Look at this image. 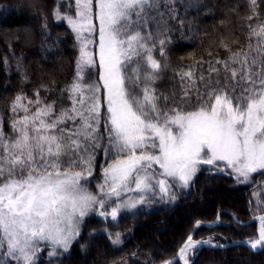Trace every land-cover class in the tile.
Instances as JSON below:
<instances>
[{
    "label": "snow or ice",
    "instance_id": "1",
    "mask_svg": "<svg viewBox=\"0 0 264 264\" xmlns=\"http://www.w3.org/2000/svg\"><path fill=\"white\" fill-rule=\"evenodd\" d=\"M161 4L175 11V0H74V16L55 10V19L66 21L79 42L76 75L67 87L71 107L56 114L52 104L41 106L39 99L25 104L26 97L17 95L11 110L23 115L12 120L13 134L0 127V248L6 249L5 257L36 264L39 242L51 247L50 257L67 253L85 217L95 214L116 221L121 210L150 202L149 194L175 201L174 185L189 187L201 165L218 172L230 168L241 183L264 170V21L249 25L247 51L231 52L224 44L230 55L216 62L241 85L239 95L234 87L230 94L209 82L207 99L198 93L193 110L162 108L153 87L162 65L148 30L149 22L159 26L151 13L163 20ZM249 6L248 19L259 20L257 0H249ZM97 35L98 41L93 38ZM169 42L159 40L161 56ZM93 44L95 53L90 51ZM97 64L98 79L86 82L87 70ZM210 72L219 70L213 67ZM192 77L190 71L181 73L182 80ZM32 104L37 105L35 111ZM105 105L107 147L100 132ZM102 147L105 155L115 150L116 158L103 168L104 183L96 194L85 183L93 172L96 149ZM132 191L139 197L125 200L122 193ZM256 219L258 236L243 244L258 252L264 251V215ZM200 224L197 221L196 227ZM109 239L113 246L123 243L120 233L115 239L109 234ZM203 244L212 241L189 235L178 252L183 264H190L189 253ZM164 264H174V259Z\"/></svg>",
    "mask_w": 264,
    "mask_h": 264
},
{
    "label": "trees",
    "instance_id": "2",
    "mask_svg": "<svg viewBox=\"0 0 264 264\" xmlns=\"http://www.w3.org/2000/svg\"><path fill=\"white\" fill-rule=\"evenodd\" d=\"M257 2L259 20L254 16L248 19L252 16L249 0H175V11L171 13L161 4L163 20L151 13L159 21V26L149 22L148 30L153 32L149 43L156 45L154 56L162 65L153 85L161 96L162 108L193 110L199 103L198 93L207 99L205 85L209 82L217 90L225 89L231 94L234 87L235 94H240L241 85L224 70L223 64L216 62L227 60L230 55L224 44L231 52L248 50L249 25L264 21V0ZM57 7L62 14L75 15L74 0H0V127L8 135L13 134L12 120L23 115L22 111L11 110L17 95L26 97L25 104L37 99L41 106L52 104L56 114L71 107L67 87L76 75L79 42L66 21L55 19ZM93 38L97 40V36ZM160 39L170 40L164 46V56L159 52ZM90 51L96 52L95 44ZM213 67L219 70L218 74L210 72ZM188 71L193 73L192 79L182 80L181 73ZM98 72V64L87 70L86 82L97 80ZM163 97L168 100L165 102ZM29 107L35 111L37 105ZM105 120L106 105L101 109L100 121V132L105 137L103 147L108 146ZM103 147L96 149L93 174L86 185L94 187L103 175ZM110 155L116 154L112 151ZM176 197L172 205L163 206L156 200L158 205L150 208L143 205L134 211L120 212L116 221L90 214L81 223L80 235L67 253L49 257L50 248L46 245L37 255L36 264H160L175 256L192 232L195 240L220 243L254 238L257 224L251 219L264 213V204L260 203L264 201V172L259 173L257 182L239 187L228 174H198L186 191L178 190ZM218 218L217 224H206ZM197 221L201 222L199 227ZM166 224L170 228L165 230ZM152 229L153 236L148 234ZM116 233L123 241L119 246H113L109 239V234L115 239ZM3 254L0 264H18ZM191 264H264V251H250L239 243L207 245L198 250Z\"/></svg>",
    "mask_w": 264,
    "mask_h": 264
},
{
    "label": "rangeland",
    "instance_id": "3",
    "mask_svg": "<svg viewBox=\"0 0 264 264\" xmlns=\"http://www.w3.org/2000/svg\"><path fill=\"white\" fill-rule=\"evenodd\" d=\"M97 25H98V21H97ZM97 41H98V35H97ZM97 51H98V48H97V45H96V52H97ZM97 59H98V55H97ZM105 143H108L107 140L105 141ZM106 147H107V146H106ZM113 153L116 154L115 150H113ZM101 154H102V153H101ZM108 158H109L110 160H109V162L107 163V159H108ZM115 158H116V155H115V156H114V155H105V152L103 151V154H102V157H101V165H102V169H101V170H102V173H100V174H103V175L101 176V179H100V180L96 181V182L93 184L94 187H92V186L90 185V183H88V184L90 185V187H89L88 184H87V185L85 184V187H86L90 192H93V193L99 194V192H98V186L104 183V173H103V168H104V167H107V166L112 162V160L115 159ZM219 166H220L221 168H224V165H223L222 162L220 163ZM154 170L157 171V172H159V171H160L159 166H158V165H154ZM262 172H264V170H259L258 172L251 174V177H250L249 181L241 183V182H238V181H237L235 175L232 174V170H231L230 168H224L223 171H220V173H222V174H228V175L233 176L234 181H235V185H236L237 187H239V186H245V185H252L253 183H255V182H257V181L259 180V173H262ZM216 173H218V171H216L214 168H212V169L210 170V166H208V165H201V166H200V169L197 171L196 175L193 177V180H194V178H195L198 174H216ZM92 174H93V172H92ZM89 178H90V176L88 177L87 181L89 180ZM241 179H242V178H241ZM193 180H192V181H193ZM192 181H191V182H192ZM191 182H190V183H191ZM82 183H84V182L82 181ZM170 183H171V181H170ZM131 187L134 188L135 186H134V185H131ZM187 189H188V187H187V188H182V187H179V186H175V185H174L172 191H174L175 194H177L178 190H184V191H186ZM122 196H123V198H124L125 200H127V199H129V198L137 199V198L139 197V193L136 192V191H132V192H127V193H122ZM115 199H116V198H113L114 201H115ZM148 200H149L150 202L143 204L144 206H146L145 208H150L151 206H153V205L155 204V201H156V200H157L158 202H160V204L163 205V206H166V205H167V206H168V205H172V204L174 203V201H170V200H168L167 197H165L164 199H161L159 195H155V196H153V195H151V194L148 195ZM158 202H156L157 205H158ZM156 204H155V205H156ZM143 205H137L136 208H132V209H123V210H121V212H124V211H128V212H129V211H134V210H137L140 206H143ZM114 206H115V203L110 204L109 207L107 208V211L110 212L111 207H114ZM97 216H98V215H97ZM98 217H100V216H98ZM100 218H103V217H100ZM108 218L111 219V217H108ZM104 219H105V218H104ZM218 222H219V218L216 219V220H214V221H208V222H206V224H207L208 226H211V225L217 224ZM256 224H257V225H256V228H257V232H258V228H259V221H258V220H256ZM167 225H168V224L164 225L165 230H166V228H167V229L170 228V224H169L168 226H167ZM154 228H155V227H154ZM165 230H164V232L167 233V231H165ZM148 234L153 236V235L155 234V232H154L153 229H152L151 232H148ZM257 236H258V233H257ZM257 236H255L254 238H256ZM187 238H188V237H187ZM187 238H186V239H187ZM252 238H253V237H252ZM252 238H251V239H252ZM194 240H195V239H194ZM205 240H211V239H205ZM243 240H245V238H244ZM249 240H250V238H249ZM211 241H212V244H211V245H216V244L225 245V244H228V243H232V242L227 241V240H225L223 243H220V242H218V241H213V240H211ZM233 242H234V241H233ZM46 245H48L47 242H39V249H40V250L37 252V255H38V254H39V255L41 254V251L43 250V248H44ZM48 246H49V245H48ZM227 246H228V245H227ZM49 248H50V250L48 251V253L52 250L50 246H49ZM199 249H200V248H197V250H196L194 253H189L190 264L192 263V261L194 260L195 256L197 255ZM5 251H6L5 248H0V254L3 253V252H5ZM49 257H50V256H49ZM7 258H8V257H7ZM171 258H172V257H171ZM171 258H168V259H166V260H169V259H171ZM8 259H11V258H8ZM164 261H165V260H164ZM164 261H163V262H164ZM16 262H17V261H16ZM163 262H161L160 264H162ZM176 262H178L177 264H183V261L180 260V258H179V260L175 261L174 264H175Z\"/></svg>",
    "mask_w": 264,
    "mask_h": 264
},
{
    "label": "water",
    "instance_id": "4",
    "mask_svg": "<svg viewBox=\"0 0 264 264\" xmlns=\"http://www.w3.org/2000/svg\"><path fill=\"white\" fill-rule=\"evenodd\" d=\"M260 215H264V213H260V214H258L257 216H255L254 218H252L251 219V221H256L257 219H256V217H258V216H260ZM191 236L193 235V232L190 234ZM187 241V239L183 242V244L180 246V248L185 244V242ZM243 241L244 240H237V241H235V242H239V244H242V245H244L243 244ZM233 244H236V243H228V244H225L224 246H229V245H233ZM209 246V244H203V245H199L198 246V248H201V247H203V246ZM210 246H213V245H210ZM245 246H247V245H245ZM248 247V246H247ZM179 248V249H180ZM179 249H178V251H177V253H176V255L175 256H173L171 259H174V262L175 261H177V260H179V255H178V252H179ZM162 264H164V262L162 263Z\"/></svg>",
    "mask_w": 264,
    "mask_h": 264
}]
</instances>
